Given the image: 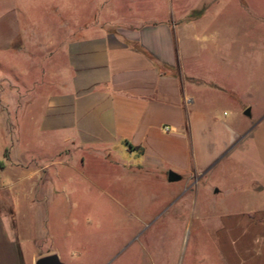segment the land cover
<instances>
[{
	"label": "crops",
	"instance_id": "obj_1",
	"mask_svg": "<svg viewBox=\"0 0 264 264\" xmlns=\"http://www.w3.org/2000/svg\"><path fill=\"white\" fill-rule=\"evenodd\" d=\"M29 1L0 0V111L11 130L21 116L25 131L32 123L46 141H56L66 165L74 158L83 162V154L120 165L114 157L122 148L138 154L146 170L172 172L179 181L202 176L238 150L240 133L201 111V90H223L193 71L195 22L105 25L116 0H86L92 12L84 20L76 8L56 9L60 20L43 31L20 22L26 16L19 4L24 9ZM22 142L20 151L14 141H0L6 160L0 179H17L0 191L11 192L15 201L29 195L42 201L53 186L44 185L45 171L36 165L42 156L31 153L26 138ZM248 142L242 155L249 156L259 141ZM255 186L249 213L220 217L217 245L224 264H264V207L255 205L264 185ZM15 207L0 202V264H35L40 242L20 232Z\"/></svg>",
	"mask_w": 264,
	"mask_h": 264
},
{
	"label": "rangeland",
	"instance_id": "obj_2",
	"mask_svg": "<svg viewBox=\"0 0 264 264\" xmlns=\"http://www.w3.org/2000/svg\"><path fill=\"white\" fill-rule=\"evenodd\" d=\"M22 6L23 27L43 31L60 20L56 9L76 8L83 20L92 12L86 0H32ZM110 9L104 19L110 26L195 22L193 71L223 90H201V111L238 131L241 145L202 176L169 182L168 174L146 170L138 154L122 148L114 157L120 165L96 154L66 165L56 141H46L32 123L25 131L21 116L11 130L0 111V141H14L22 151L26 138L31 153L43 158L36 165L45 171L44 185L53 186L42 201L36 195L15 201L11 192L0 191V202L17 206L15 224L40 242L41 257L57 254L64 264H224L217 245L220 217L249 213L253 187L264 185V0H116ZM248 141L259 142L249 156L242 155ZM12 180L17 179L1 178L0 185Z\"/></svg>",
	"mask_w": 264,
	"mask_h": 264
},
{
	"label": "water",
	"instance_id": "obj_3",
	"mask_svg": "<svg viewBox=\"0 0 264 264\" xmlns=\"http://www.w3.org/2000/svg\"><path fill=\"white\" fill-rule=\"evenodd\" d=\"M246 116L250 115V110H247L245 112ZM181 179L180 176L176 175L175 173L170 172L168 175V180L170 182H176L179 181ZM35 264H64L59 256L57 254H51V255H47V256H43L41 258H39Z\"/></svg>",
	"mask_w": 264,
	"mask_h": 264
}]
</instances>
